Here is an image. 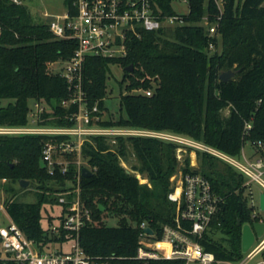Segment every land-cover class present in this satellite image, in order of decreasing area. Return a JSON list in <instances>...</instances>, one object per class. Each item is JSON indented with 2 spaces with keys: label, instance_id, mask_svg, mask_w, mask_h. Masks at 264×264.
Returning <instances> with one entry per match:
<instances>
[{
  "label": "trees",
  "instance_id": "obj_1",
  "mask_svg": "<svg viewBox=\"0 0 264 264\" xmlns=\"http://www.w3.org/2000/svg\"><path fill=\"white\" fill-rule=\"evenodd\" d=\"M25 1L0 0V97L13 99L0 107V125H26L29 102L35 100L51 109L41 112L39 124L70 126L73 120L69 116L77 105H61L70 97L68 83L58 72L50 71L47 63L67 59L76 47L75 40L56 37L49 30L48 20H35ZM154 1L156 12L176 14L172 0ZM64 2L73 11L74 0ZM187 3L188 12L182 15L185 23L153 31L142 29L139 36L128 39L123 56L85 58L83 90L87 105L98 106L97 123L101 126L187 135L237 155L244 141H264V0H222L221 13L214 0ZM218 15L216 33L210 35L207 26L199 22L204 16L215 22ZM112 65L123 68L118 80L120 114L101 118L107 110L104 99ZM130 65L133 69L127 71ZM227 70L235 73L223 81L220 74ZM146 89H151L150 95L143 92ZM224 108L227 115L221 113ZM245 121L252 124L247 134ZM49 139L46 134H0V191L10 194L5 199L6 209L25 234L38 241L44 240L46 232L41 223L42 205L58 203V195L50 196L71 186L77 171L73 161L65 172L55 165L50 173L40 165L43 145ZM176 147L172 141L148 135H91L84 141L83 166L93 173L80 176L81 196L94 220L79 231L86 253L131 257L139 245L141 222L145 221L156 237H160L162 225L173 222L178 202L169 177L176 169ZM130 155L135 159L131 168L144 173L151 186L126 172L120 159L127 160ZM197 156L199 167H190L186 159L183 171L202 173L223 197L199 242L216 259L240 260L244 257L241 225L260 219L259 214L252 215L245 177L210 153L198 151ZM20 179L42 184L43 192L36 202L14 198L17 191L11 182L19 183ZM49 182L55 187L47 185ZM100 205L129 221L124 218L117 226L101 223L104 209ZM63 212L57 220L62 219Z\"/></svg>",
  "mask_w": 264,
  "mask_h": 264
},
{
  "label": "built area",
  "instance_id": "obj_2",
  "mask_svg": "<svg viewBox=\"0 0 264 264\" xmlns=\"http://www.w3.org/2000/svg\"><path fill=\"white\" fill-rule=\"evenodd\" d=\"M214 1L221 13L222 0ZM73 5V11L67 9L63 14L52 16L47 21L49 30L56 37L70 38L76 43L73 53L67 59L59 60L61 65L53 71L62 75L68 83L70 90L68 105L71 103L77 105V109L69 116L73 120L72 125L50 126L39 123L21 126L0 125V134L35 133L51 136L43 145L41 160L50 173L57 164L60 170L65 172L68 165L63 163L67 162H62L55 156L74 155L75 159L72 161L77 169L75 182L58 192V203L61 205L58 215L62 211L64 214L56 224H49L43 241L28 237L8 213L5 201H0V217L3 216L5 219L0 222V264H134V262L161 264L162 260H181L183 264H249V260L259 254L264 247V232L261 237L255 239L242 259L237 261L216 259L213 252L203 248L199 239L209 229L211 220L223 202V197L212 189L210 180L205 175L200 172H185L183 167L173 178L174 195L178 202L177 212L172 223L162 225L160 237H156L154 230L143 221L140 223L143 231L140 232L139 245L131 257L114 254L91 256L81 247L79 231L86 223L94 221L90 208L85 205L81 196L80 186L83 166L82 145L91 135L155 136L176 143L177 153L186 149L210 153L243 174L249 203L253 206V216L258 214L256 209L259 207L260 193L255 195L252 184L264 192V141H244L239 154L229 155L187 135L99 125L98 106L94 104L88 107L83 90L85 58L89 55L123 56L127 51L128 39L139 36L142 29L153 31L183 24L185 21L179 14L156 12L154 0H74ZM203 18V23L202 21L199 23L207 26L208 34L215 35L220 15L216 17L215 22H209L207 16ZM209 47H214L213 42H210ZM143 92L150 95L151 89ZM33 104L37 111L36 117L31 121L38 118L41 120L42 117L40 119L39 116L43 111L42 107L38 101H34ZM251 125V121H245L244 134L248 133ZM58 136L63 138L57 139ZM249 143L254 151L250 156L244 150V145ZM257 221L264 220L260 218ZM146 227H150L152 233L146 232ZM63 235L65 239L62 238ZM52 243L59 244L60 248L51 249ZM66 243H70V246L64 250L62 245Z\"/></svg>",
  "mask_w": 264,
  "mask_h": 264
},
{
  "label": "rangeland",
  "instance_id": "obj_3",
  "mask_svg": "<svg viewBox=\"0 0 264 264\" xmlns=\"http://www.w3.org/2000/svg\"><path fill=\"white\" fill-rule=\"evenodd\" d=\"M25 4L28 6L32 16L34 17L35 20L37 21H47L50 17L56 16L59 14H63L67 10V6L64 2V0H26ZM172 7L175 11L176 14L183 15L188 12V3L184 0H172ZM202 23L204 21V18L201 19ZM218 49L220 50V43L218 45ZM61 65L58 60L56 61H51L47 63L48 69L50 71H54L57 67ZM123 74V68L119 65H112L111 66V74L110 77L107 80V95L104 99L105 104L107 106V110H105L102 114L101 118H106L108 116H112L114 118H117L118 115L120 114L119 112V92L120 88L118 85V80L121 78ZM34 101L35 100H30L29 105H30V110H29V125H35L39 123L40 120L35 119V121H31V119L36 117V111L37 107L34 106ZM10 102H13V99L8 98V97H0V107L7 106ZM39 105L42 107V110H47L50 111V107L46 103H42L40 101ZM69 103V100H63L61 101V105L67 106ZM221 113L223 115H227L228 109L224 108L221 110ZM31 114V115H30ZM40 115V119H41ZM100 118V116H99ZM43 119V118H42ZM41 119V120H42ZM244 150L245 152L250 156L253 155V146L249 144L244 145ZM179 155V156H178ZM55 158H58L62 162H67L63 163V165H68V161H72L75 159L74 155L69 154L65 156H55ZM176 159H177V164H176V169L173 172V174L169 177L170 183L173 186V178L174 175L177 174L179 169L185 166L186 164V159L189 161V166L193 168L199 167V158L197 156V152L191 151L189 149H186L185 151L182 150L180 153L176 152ZM82 162L85 164L84 160L82 159ZM135 162V159L133 156H129L127 160L120 159V163L124 166L125 169L130 170L131 173H134L137 175L139 183L142 184H148V186H151V184L148 181V178L145 176L144 173L138 172L137 170H133L131 168L132 163ZM59 165V164H57ZM62 165V164H61ZM88 167V166H87ZM89 168V167H88ZM29 183L27 186L22 187L19 185L18 181H12L11 186L14 187V190L17 191L14 198H16L19 201H24V202H36L39 195L43 192V188H41V183L37 182L35 179H27ZM47 185H50L52 187H55L52 182H49ZM252 188L254 190L255 195L257 196L260 192L261 189L255 185L254 183L252 184ZM50 191L47 190L45 193L48 195ZM58 192L56 191L54 194H52L50 197L54 195H58ZM10 196V194L6 193L3 189L0 191V201H5L6 197ZM61 205L59 203H52L51 201L45 202L42 205V214L43 218L41 220V223L44 227H48L49 224H56L57 223V215L60 212V207ZM257 213L259 214L260 218L264 220V211L260 210L258 207ZM48 217H51V221H48ZM126 218L125 220L129 221V219L124 216V215H119L116 213H113L111 210H103L101 213L100 221L101 223L107 225V226H117L119 225L122 220ZM4 219L3 216L0 217V222H2ZM259 240V239H258ZM70 246V243H66L62 245V248L64 250L68 249ZM51 249H57L60 248L59 244L57 243H52L50 245ZM260 256H255L254 258L249 260V264L255 263ZM220 264H225V263H220Z\"/></svg>",
  "mask_w": 264,
  "mask_h": 264
},
{
  "label": "water",
  "instance_id": "obj_4",
  "mask_svg": "<svg viewBox=\"0 0 264 264\" xmlns=\"http://www.w3.org/2000/svg\"><path fill=\"white\" fill-rule=\"evenodd\" d=\"M133 67L130 65L129 67H126L127 71H132ZM235 71L233 70H227L223 71L220 74V79L223 81L228 80L234 75ZM40 165L42 167L45 166V163L41 160ZM127 173H130V170L126 169ZM93 173V171L88 168L87 166H82L81 167V174L82 176H89ZM20 185L22 187L27 186L29 183L28 180L26 179H20L19 181ZM101 210L104 209L103 206H99ZM259 207L261 210L264 211V192H260L259 194ZM145 231L148 233H152V229L150 227H146ZM264 232V221H254L253 223H243L241 225V251L242 253H246L251 246L253 245L254 241L256 238H259L262 236ZM45 235V233H44Z\"/></svg>",
  "mask_w": 264,
  "mask_h": 264
},
{
  "label": "crops",
  "instance_id": "obj_5",
  "mask_svg": "<svg viewBox=\"0 0 264 264\" xmlns=\"http://www.w3.org/2000/svg\"><path fill=\"white\" fill-rule=\"evenodd\" d=\"M256 256H260V257L255 263L260 262L259 264H264V247L261 250V252L259 254H257ZM255 263H253V264H255Z\"/></svg>",
  "mask_w": 264,
  "mask_h": 264
}]
</instances>
